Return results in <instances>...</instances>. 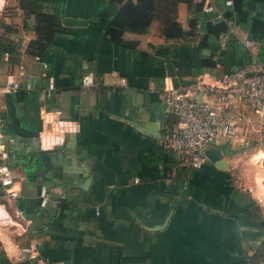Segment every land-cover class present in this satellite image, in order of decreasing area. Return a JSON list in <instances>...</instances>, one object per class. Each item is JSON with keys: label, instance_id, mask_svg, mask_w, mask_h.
<instances>
[{"label": "crops", "instance_id": "1", "mask_svg": "<svg viewBox=\"0 0 264 264\" xmlns=\"http://www.w3.org/2000/svg\"><path fill=\"white\" fill-rule=\"evenodd\" d=\"M205 1L213 10L200 14L178 2L179 23L190 29L197 18L196 26L166 38L157 17L144 32L110 34L113 0H0V162L18 173L0 184V264H251L264 241V149L250 154L263 142L250 144L242 117L252 110L236 98L241 135L215 146L224 168L208 157L185 167L164 145L177 125L165 87L182 84L178 76L215 83L264 61V28L251 31L264 22V0H243L246 16L234 15L224 45L207 22L231 6ZM34 4L62 25L39 54L29 46ZM64 16L86 22L66 25ZM87 71L92 86L80 84ZM13 81L18 87L6 88ZM154 122L160 135L145 130Z\"/></svg>", "mask_w": 264, "mask_h": 264}, {"label": "built area", "instance_id": "2", "mask_svg": "<svg viewBox=\"0 0 264 264\" xmlns=\"http://www.w3.org/2000/svg\"><path fill=\"white\" fill-rule=\"evenodd\" d=\"M195 1L202 2L204 11L213 10L211 3L205 0ZM225 4L232 6L233 1L225 0ZM226 22L230 25L232 19L227 18ZM217 36L220 44L224 45L226 32H219ZM244 44L252 48L254 40L247 37ZM124 81L125 78H121V82ZM94 83L91 72L81 75L82 86H92ZM18 85L17 81H13L6 88H17ZM53 86L51 79L49 87ZM236 98L241 99L252 110V116L242 114L248 122L249 130L255 132L259 139H264V61H250L224 72L215 83L198 79L188 84L165 87L163 101L165 107L176 115L177 125L166 132L164 145L178 157L181 165L200 167L207 158L206 149L220 145L225 137H240L241 131L232 115L233 111H237ZM17 177L18 173L10 165L0 162L2 186L10 185ZM8 194L11 197L16 195L14 191H9ZM46 202L47 188L42 186L40 203L45 205ZM21 252L28 253L30 257L36 256V251L31 246H22ZM261 263L264 264V257Z\"/></svg>", "mask_w": 264, "mask_h": 264}, {"label": "trees", "instance_id": "3", "mask_svg": "<svg viewBox=\"0 0 264 264\" xmlns=\"http://www.w3.org/2000/svg\"><path fill=\"white\" fill-rule=\"evenodd\" d=\"M119 4V8L115 17L110 22V34L121 36L123 31L131 30L134 32H144L149 27L151 20L155 17L160 21L161 33L166 38H179L193 34L196 26L197 18L191 21V28L184 29L176 18V6L178 2H186L189 10L196 13L204 12L202 2L195 0H170V5L156 3L155 0H113ZM233 5L226 8L223 17L211 19L207 22V30L209 33L218 35L219 32L225 31L228 27L227 18L233 19L235 14H239L241 18H245L246 14L242 9L243 0H232ZM32 4V3H30ZM30 6V5H29ZM34 13L35 22L33 28L36 31V38L29 42V46L35 54H39L52 39L54 34L61 30L62 25L59 17L41 7V4H34L29 8ZM159 11V13H158ZM264 28L263 21H254L251 31L255 37L260 36V31ZM0 37V45H2ZM36 49V50H35ZM247 63V62H246ZM245 64V63H244ZM230 71V70H229ZM204 165V164H203ZM201 165V166H203ZM264 257V241L257 248L251 257V264H262L261 259Z\"/></svg>", "mask_w": 264, "mask_h": 264}, {"label": "water", "instance_id": "4", "mask_svg": "<svg viewBox=\"0 0 264 264\" xmlns=\"http://www.w3.org/2000/svg\"><path fill=\"white\" fill-rule=\"evenodd\" d=\"M62 22L66 25H73V24H83L86 22V20L79 17L64 16L62 17ZM167 73L171 76H174L175 74V71L170 63H167ZM178 79L182 84H188L192 82L190 80H183L181 79L180 76H178ZM145 130L153 134L160 135L158 129L156 128L155 122L152 123L151 126L149 128H146ZM206 155L210 160L216 161V164L219 167L221 168L225 167V158L223 157V152L221 148L219 147L208 148L206 149ZM88 182H89V178L85 179L83 186L86 187Z\"/></svg>", "mask_w": 264, "mask_h": 264}, {"label": "rangeland", "instance_id": "5", "mask_svg": "<svg viewBox=\"0 0 264 264\" xmlns=\"http://www.w3.org/2000/svg\"><path fill=\"white\" fill-rule=\"evenodd\" d=\"M246 136H247V138L249 139V141H250V144H252V143H254V141H256V145H254L255 147H257V146H259V144L261 145V142H263V144H262V148H260V146L258 147V148H256L253 152H251L250 154L252 155V156H258L259 154H260V152L262 151V149H264V139H259L258 138V136L255 134V132H253L252 130H249V125H247V130H246ZM236 141V139H234V142ZM249 145V144H248ZM247 145V146H248ZM250 146V145H249ZM254 147V148H255ZM252 146H251V150H253L254 149ZM239 150V149H238ZM242 149H240L238 152H242L241 151ZM263 157H264V155H263Z\"/></svg>", "mask_w": 264, "mask_h": 264}]
</instances>
